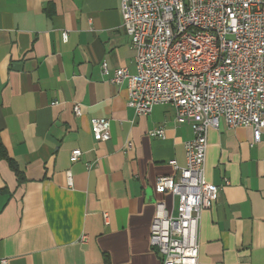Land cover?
Wrapping results in <instances>:
<instances>
[{"label":"crops","instance_id":"1","mask_svg":"<svg viewBox=\"0 0 264 264\" xmlns=\"http://www.w3.org/2000/svg\"><path fill=\"white\" fill-rule=\"evenodd\" d=\"M134 56L120 0H0L7 264H160L149 244L155 202L170 208L177 199L157 193L155 181L175 173L171 161L185 165L194 132L175 121L170 104L147 116L127 105V82L111 77L121 67L135 73ZM96 118L109 122L106 141L92 135ZM154 128L164 137L151 136ZM206 140L205 180L220 191L201 213L198 262L264 264V132L254 142L251 127L221 121ZM76 148L81 155L71 161Z\"/></svg>","mask_w":264,"mask_h":264},{"label":"built area","instance_id":"2","mask_svg":"<svg viewBox=\"0 0 264 264\" xmlns=\"http://www.w3.org/2000/svg\"><path fill=\"white\" fill-rule=\"evenodd\" d=\"M120 11L136 70L116 68L112 82H127V105L136 115L170 104L175 121L194 132L184 144L185 165L171 161L175 173L155 181L157 193L177 202L170 208L155 202L149 244L160 264H199L201 213L220 191L205 180L207 130L221 121L249 126L254 142L264 132V0H120ZM102 71L108 74L105 63ZM74 112L80 114L78 105ZM91 132L95 140H108V120L92 119ZM149 134L164 137V129ZM80 155L73 149L70 160ZM86 241L82 235L80 242ZM0 264L7 259L0 256Z\"/></svg>","mask_w":264,"mask_h":264},{"label":"trees","instance_id":"3","mask_svg":"<svg viewBox=\"0 0 264 264\" xmlns=\"http://www.w3.org/2000/svg\"><path fill=\"white\" fill-rule=\"evenodd\" d=\"M10 166L15 170L16 174H17L18 176H20V172H19V170L16 168V165L14 164V162L11 161V160H10Z\"/></svg>","mask_w":264,"mask_h":264},{"label":"rangeland","instance_id":"4","mask_svg":"<svg viewBox=\"0 0 264 264\" xmlns=\"http://www.w3.org/2000/svg\"><path fill=\"white\" fill-rule=\"evenodd\" d=\"M169 204H170V202H169ZM169 204H168V205H169ZM168 207H169V206H168Z\"/></svg>","mask_w":264,"mask_h":264}]
</instances>
